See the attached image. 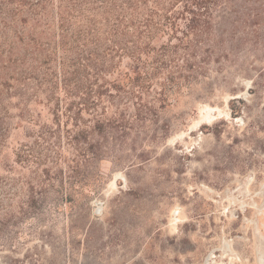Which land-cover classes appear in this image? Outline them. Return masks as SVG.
<instances>
[{
	"label": "rangeland",
	"instance_id": "1",
	"mask_svg": "<svg viewBox=\"0 0 264 264\" xmlns=\"http://www.w3.org/2000/svg\"><path fill=\"white\" fill-rule=\"evenodd\" d=\"M209 89L161 110L151 128L168 123L167 135L131 132L94 153L18 147L30 124L13 108L0 150V264H264V74ZM22 149L29 162L16 161ZM44 168L62 170V185L43 184ZM29 181L42 199L31 210ZM3 208L17 217L2 219Z\"/></svg>",
	"mask_w": 264,
	"mask_h": 264
},
{
	"label": "trees",
	"instance_id": "2",
	"mask_svg": "<svg viewBox=\"0 0 264 264\" xmlns=\"http://www.w3.org/2000/svg\"><path fill=\"white\" fill-rule=\"evenodd\" d=\"M253 73L264 74V0H0V150L13 108L30 124L18 147L94 153L131 132L167 135L168 123L151 128L162 109L197 85L207 92ZM61 173L44 168L40 181L62 185ZM30 182L31 210L42 199Z\"/></svg>",
	"mask_w": 264,
	"mask_h": 264
},
{
	"label": "water",
	"instance_id": "3",
	"mask_svg": "<svg viewBox=\"0 0 264 264\" xmlns=\"http://www.w3.org/2000/svg\"><path fill=\"white\" fill-rule=\"evenodd\" d=\"M98 209H99V207L96 210H98Z\"/></svg>",
	"mask_w": 264,
	"mask_h": 264
},
{
	"label": "bare ground",
	"instance_id": "4",
	"mask_svg": "<svg viewBox=\"0 0 264 264\" xmlns=\"http://www.w3.org/2000/svg\"><path fill=\"white\" fill-rule=\"evenodd\" d=\"M261 262V261H260Z\"/></svg>",
	"mask_w": 264,
	"mask_h": 264
}]
</instances>
